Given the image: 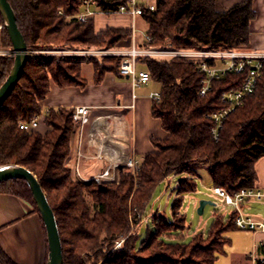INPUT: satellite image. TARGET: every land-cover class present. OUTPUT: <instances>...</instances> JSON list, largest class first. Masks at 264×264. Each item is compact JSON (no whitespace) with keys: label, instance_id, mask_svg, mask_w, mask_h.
<instances>
[{"label":"trees","instance_id":"16d2710c","mask_svg":"<svg viewBox=\"0 0 264 264\" xmlns=\"http://www.w3.org/2000/svg\"><path fill=\"white\" fill-rule=\"evenodd\" d=\"M97 1L102 13L80 24L75 16L83 11V0H9L29 49L40 44L114 48L131 35L132 27L96 31V20L102 14L120 15L110 12H116L126 0ZM256 16L254 0H243L225 11L217 9L216 0H157L156 9H146L142 15L152 40H144L139 46L202 51L250 49V26ZM67 17L73 19L69 22ZM0 27L3 44L11 48L1 14ZM121 60L112 57L102 63L90 59L94 82L101 83L107 73L122 76ZM14 63V56L0 57V87ZM83 63L80 58H29L22 78L0 108V165H21L37 177L56 216L63 264H99L100 260L101 264H216L231 242L226 234L239 230L234 223L237 211L227 220L216 216L210 232H197L190 244L174 243L172 233L187 228L185 198L197 192L198 170L205 166L213 187H223L231 194L255 187V165L264 157V74L255 93L229 116L220 139L214 141L207 115L225 108L221 101L223 93L239 88L245 75L230 73L213 81L211 91L200 96L205 74L199 71L198 61L140 59L138 66H143L153 82L160 85L161 100H153L152 116L160 120L166 136L153 139L154 149L141 161L137 189L132 196L136 178L125 169L119 170L118 180L110 184L75 178L68 165L76 130L73 109H51L37 130L28 132L18 126L20 120L31 121L41 113L52 82L60 87H85ZM43 124L48 127L45 134L40 132ZM174 175L183 177L177 187L179 196L173 200L172 218L159 220L156 232L139 244V233L129 235V204L145 212L165 179ZM0 193L29 202L39 213L24 179L0 183ZM122 236L127 237L124 248L103 258L105 251H110L114 241ZM187 253L190 256L185 257ZM177 255L182 259H176ZM194 257L202 259V263ZM0 264H17L1 246Z\"/></svg>","mask_w":264,"mask_h":264},{"label":"built area","instance_id":"2783aa9c","mask_svg":"<svg viewBox=\"0 0 264 264\" xmlns=\"http://www.w3.org/2000/svg\"><path fill=\"white\" fill-rule=\"evenodd\" d=\"M146 9L154 11L156 9V3H151L149 0H126V4H121L116 12H110L128 15L132 20V46L128 49H115L110 54L122 58L120 73L122 76H126L131 80L133 88L143 84H149L153 81L147 70H138V62L144 58H183L198 61L199 71L205 74V78L202 80V87L199 91L200 96H205L211 91L212 82L215 80L223 79L230 73L245 75L239 88L231 89L223 93L221 101L225 104V108L207 115V118L212 123L210 128L211 137L214 141H218L229 116L238 108L242 107L246 99L255 93L264 74V50L260 51L250 48L245 50L202 51L140 47L136 44L137 28L135 21L138 17H142ZM100 13H102V10L99 8L97 0H83V11L76 17L78 21L86 22ZM144 38L147 42L152 40L147 34H145ZM29 54L31 55L32 52L30 51ZM0 55L14 56L11 48L0 50ZM209 60H213V63L210 64ZM150 98L160 102L161 92L151 93ZM133 99H136L135 94H133ZM50 111L51 109L44 108L31 121L20 120L18 126L21 130L28 132L37 130L43 118ZM91 113L92 108L89 106H77L74 109L73 121L76 126V132L80 135L79 143L75 151L77 165L82 158L89 157L83 151L82 141L86 128L90 125L89 146L99 149V153L95 155L96 158L106 156L110 163L103 174L96 175L92 179L110 180L112 178L111 172L115 167L128 166L134 169V171H138L140 169L138 161L126 152L124 142H120V137L125 136V134L120 133L122 131L121 126V130L116 126L120 125V123L116 122L112 116H102L91 122ZM112 129L119 135L117 140ZM213 193L217 198L221 199L225 207L229 206L237 211L234 223L239 230L254 234H264V219L261 216L246 215L244 211L246 205L252 201L264 204L263 189H259L256 186L253 188H242L236 193L231 194L223 187H214ZM259 247L262 248L263 256L258 257L255 252L251 253L250 261L252 264H264V242Z\"/></svg>","mask_w":264,"mask_h":264},{"label":"crops","instance_id":"0c3cea01","mask_svg":"<svg viewBox=\"0 0 264 264\" xmlns=\"http://www.w3.org/2000/svg\"><path fill=\"white\" fill-rule=\"evenodd\" d=\"M149 1L156 3L157 0ZM242 1L216 0V6L218 10L225 11ZM254 9L257 16L252 20L250 26L251 48L263 51L264 0H254ZM96 21L98 30H101L100 28L107 24L117 27H128L131 26L132 22L131 17L126 15L107 16L103 14L98 16ZM144 37L140 38V43L144 42ZM121 77L124 76L107 73L101 83H95L94 69L92 68V71H88L87 78L83 74V79L86 80L85 87H60L52 82L51 91L43 101L42 109L65 108L74 110L77 106H89L92 108L91 117L93 121L102 116H112L116 122L120 123V125H116L119 129L121 126L122 131L120 133L125 134V136L120 137V142H124L126 152L130 153L129 149H131L136 160L141 162L145 154L154 149L152 141L163 135V129L160 120L152 116L153 100L150 98V94L154 91L141 92L143 87H147L148 84L133 88L132 82L127 81L130 80L128 77L125 76L127 80L121 79ZM156 84L159 89L155 92H160V85ZM133 94L136 95V99H133ZM41 127L43 128V126ZM88 127L90 130L91 126L88 125L86 129ZM43 131L45 132L46 130ZM113 134L117 140L119 137L118 133L113 130ZM78 139L79 134L75 131L73 146L75 143L76 148L79 143ZM76 148L73 147V153ZM83 151L89 156L90 160L105 158V156L90 158V156L97 155L99 149L89 146L88 141L86 146L83 144ZM255 170L257 173L255 186L264 190V157L258 160ZM250 203L246 206H249ZM247 234L251 235L252 243L244 247L237 261L230 262V264H252L250 255L253 252L258 257L263 256L262 248L259 246L264 242V234L251 232H247ZM0 246L17 264H46L47 262V236L40 214L35 211L29 202L15 195L0 193ZM226 264L229 263L226 262Z\"/></svg>","mask_w":264,"mask_h":264},{"label":"rangeland","instance_id":"374dc122","mask_svg":"<svg viewBox=\"0 0 264 264\" xmlns=\"http://www.w3.org/2000/svg\"><path fill=\"white\" fill-rule=\"evenodd\" d=\"M80 14V13H79ZM76 17V16H75ZM72 17H67V21H71ZM136 22L137 28V36H136V44L139 46L140 38L144 37V33L146 28L148 27L147 23L144 21L142 17H138ZM86 22L79 21L80 24H85ZM107 27H117L112 25H103L100 29H105ZM121 27V26H119ZM96 31H99L98 28ZM2 28L0 27V50L9 49L5 47L2 42ZM147 34V33H146ZM132 33L127 38L121 39L114 48H110L108 46H86V45H70V44H61L56 46H42L40 44L38 46L33 47V49H29L32 54L29 56L30 59H65V60H75V59H84L85 63H83L82 67H84V73L82 72V76L88 77V71H92L94 69L93 63H90L89 60H98L106 62L107 58L118 57L111 55L110 52L114 51L115 49H128L132 46ZM252 47V44H251ZM252 49V48H251ZM254 50V49H253ZM261 51V50H260ZM1 57V55H0ZM159 60H171V58H157ZM88 60V61H87ZM138 70H145L143 66H138ZM125 79L121 77V79ZM127 80V79H125ZM131 83V80H127ZM159 87L155 82H151L147 85V87H143L141 92L148 93L149 91H158ZM93 118L91 117V122ZM43 122H41L42 124ZM43 128L41 127V133L45 134L48 131V127L43 124ZM76 129V127H75ZM43 130H46L45 132ZM129 130V128H128ZM76 131V130H75ZM90 132L89 127L86 129L84 136H83V144L87 145V136ZM130 132V130H129ZM132 133V131H131ZM130 135V134H129ZM166 133L163 131V135L161 137L165 138ZM74 137V136H73ZM80 137V135H79ZM79 140V139H78ZM75 143H74V146ZM130 147V146H129ZM131 148V147H130ZM130 155L136 159L132 150L129 149ZM90 158H95V155L90 156ZM106 156L103 159H94L90 160L89 158H82L80 163L77 165V155L72 153V157L70 163L68 164L74 172L75 178L80 181H90L94 176L103 174L106 171L107 166H109V162L106 160ZM143 160V159H142ZM140 169L138 171H134V169L128 166H121L113 168L111 172V179H92L99 183L103 182L106 184L114 183L118 180L119 177V170L125 169L126 172L131 173L135 176L136 182L134 183L132 196L135 194V190L137 189V181L138 178L136 177L137 174L141 170V162L138 161ZM78 168V170H77ZM199 178H198V189L197 192L194 194L187 195L184 202L183 213L186 215V225L187 228L183 231H175L173 232V236L171 237V241L178 244H190L193 236L197 232H201L204 234H208L211 230L212 224L215 220V217H223L225 220L229 218L231 213L235 211L232 207H225L221 199L217 198L213 193V183L211 177L208 174L207 167L198 170ZM183 176L174 175L171 178H166L164 183L158 188L157 192L155 193V197L153 201L150 203L147 210L144 212H139L137 208L134 209L130 203L128 216H129V223H130V232L129 235L135 236L139 233V244L143 242L147 237L148 234H154L156 232L155 224L162 220V218L168 216L169 219L172 217V207H173V200L177 198L179 195L177 193V187H179L180 179ZM88 179V180H87ZM88 202L91 204L92 201L87 196ZM201 200L208 201L212 204H207L204 208L203 214L198 213V207ZM246 215L252 216H261L264 219V204L260 202L252 201L249 206H246L244 209ZM248 231L244 230H235L231 231L226 234V236L230 239V244L225 247V253L218 256L216 264H226L233 261H237L239 254L242 253L244 247L248 244L252 243L251 235L247 234ZM125 236L120 237L112 244L110 251H105L106 256L103 258L108 257L115 251L122 250L124 248V243L126 241ZM120 244V245H119ZM190 256L189 253L185 255V257ZM184 257V256H182ZM176 259H182L180 255L175 256ZM234 258V259H233ZM198 263H202V259L193 258ZM103 260H100L99 264H101ZM221 261V262H220Z\"/></svg>","mask_w":264,"mask_h":264},{"label":"water","instance_id":"95a60500","mask_svg":"<svg viewBox=\"0 0 264 264\" xmlns=\"http://www.w3.org/2000/svg\"><path fill=\"white\" fill-rule=\"evenodd\" d=\"M0 14L11 39V50L15 58L14 66L8 78L0 87L1 108L6 100L11 96L16 85L22 78L25 66L29 59L30 50L18 27L16 15L9 0H0ZM12 179H24L27 181V184L33 192L34 200L37 204L40 217L44 223L47 236L48 255L46 264H63V248L56 216L48 202L47 196L43 191L40 182L29 169L21 165H0V183ZM207 204L212 203L205 200L200 201L198 207L199 214H203L204 208Z\"/></svg>","mask_w":264,"mask_h":264},{"label":"flooded vegetation","instance_id":"af4514ba","mask_svg":"<svg viewBox=\"0 0 264 264\" xmlns=\"http://www.w3.org/2000/svg\"><path fill=\"white\" fill-rule=\"evenodd\" d=\"M3 57H5V56H3Z\"/></svg>","mask_w":264,"mask_h":264}]
</instances>
